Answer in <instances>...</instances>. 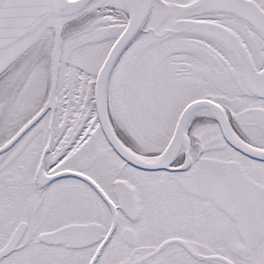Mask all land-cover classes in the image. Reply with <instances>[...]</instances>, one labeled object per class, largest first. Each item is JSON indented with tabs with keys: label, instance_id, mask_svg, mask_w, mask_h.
Listing matches in <instances>:
<instances>
[{
	"label": "snow or ice",
	"instance_id": "snow-or-ice-1",
	"mask_svg": "<svg viewBox=\"0 0 264 264\" xmlns=\"http://www.w3.org/2000/svg\"><path fill=\"white\" fill-rule=\"evenodd\" d=\"M0 264H264V0H0Z\"/></svg>",
	"mask_w": 264,
	"mask_h": 264
}]
</instances>
